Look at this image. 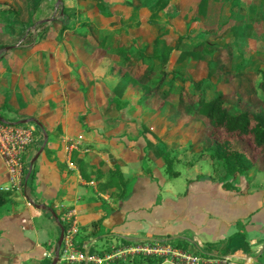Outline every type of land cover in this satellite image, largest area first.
I'll list each match as a JSON object with an SVG mask.
<instances>
[{"label":"crops","instance_id":"0c3cea01","mask_svg":"<svg viewBox=\"0 0 264 264\" xmlns=\"http://www.w3.org/2000/svg\"><path fill=\"white\" fill-rule=\"evenodd\" d=\"M11 1L0 0L7 4ZM51 1L52 9L47 8V0H15L19 6L17 19H10L9 25L0 22V45L8 46L6 50H0V53L7 51L0 59V119L16 124L30 117L35 120L28 122L34 131L31 143L22 154L24 176L29 161L41 149L31 164L25 190L27 179L24 182V177L21 189H11V181L0 157V191L14 194L0 206V264L50 263L59 233L52 213L60 224H67L63 234L73 226L72 248L86 256L101 257L160 239L189 254L224 256L207 252V248L236 236L233 246L240 256L230 257L240 264L256 263L254 257L264 252V180L256 183L249 177L256 163L246 175L239 177L244 184L234 183L233 189H223L213 178L211 168L208 174L196 173L188 178L184 191L162 197L159 184L169 182L178 171L174 170L175 176H166L163 180L159 174L160 169H164L162 160L145 153V140L153 142L152 137L149 134L143 137L139 133L128 135L126 124L134 122L136 117L129 118V122L115 120L111 124L110 114L119 111H111L107 97L118 79L120 59L104 53L95 63L91 58L78 55L70 40L56 41L59 27L52 24L51 19L44 18L45 12L56 10L55 0ZM102 1L110 7L108 17L97 13L86 1L69 0L63 6L74 8V26L79 25L76 20H80V15L82 21H85L84 17L96 18L98 24L92 29V37L95 39L97 32L104 34L112 41H119L125 49L141 41L150 43L156 34L166 29L167 42L172 49L165 68L170 71L179 53L173 48L176 38L170 43V30L175 19L186 24L184 9L172 0L177 15L166 18L160 13L161 22L149 26L144 23L147 12L142 8L132 9L138 0ZM241 2L246 6L252 1ZM220 5L219 2L209 3L208 14L217 16L223 13ZM133 15L138 17L140 24L127 27ZM119 18L125 20V25H121ZM31 21L43 22L44 26L30 24ZM203 23L209 32L216 30L215 23L206 20ZM233 23L236 22L230 20L228 25ZM260 23L253 25L255 31V25ZM107 24L112 26L107 27ZM30 29L37 31L34 40L28 35ZM249 40L255 43L252 50L248 48ZM263 43L248 38L245 54L258 49L262 56L260 46ZM70 44L75 51L71 50ZM227 49L234 51L235 62L234 47ZM172 52L176 55L169 65ZM202 61L206 72V60L191 61L186 65L184 75L190 78L187 70ZM112 74L116 78L104 93L105 79ZM128 93L131 96H127ZM137 94L136 89H127L123 98L130 100V106ZM128 107L120 111L127 112ZM166 108L149 117L151 124H145L143 120L146 113L137 121L153 131L168 147L177 150L174 165L178 163L180 146L182 152L199 159V153L204 151L199 137L190 130L192 124H182L179 128L184 131L179 136L172 135L170 129H174L175 124H172L173 115L168 114L169 106ZM114 165L119 168L123 180L131 181L129 192L121 199H115L118 189L114 182L105 184ZM185 165L188 169L193 167L192 162ZM39 204L50 211L34 206ZM172 236L177 237L167 240ZM94 238L97 239L91 241ZM174 240L184 241L185 247L176 246ZM139 255L114 256L100 263L83 259L63 261L62 264H126ZM161 257L158 264H172L167 257ZM59 262L58 259L55 264Z\"/></svg>","mask_w":264,"mask_h":264},{"label":"trees","instance_id":"16d2710c","mask_svg":"<svg viewBox=\"0 0 264 264\" xmlns=\"http://www.w3.org/2000/svg\"><path fill=\"white\" fill-rule=\"evenodd\" d=\"M47 1V8L52 9L53 2ZM81 1L90 3L104 17L111 15L110 7L102 0ZM171 1L138 0V4L132 9L145 10L147 15L144 23L153 26L161 22L160 13L166 18L177 15L178 11L171 5ZM217 2L221 4L223 13L217 16L208 14V4ZM0 13L17 18L19 6L15 0L8 4L0 2ZM74 14V8L63 6L60 0L56 13L51 18V23L59 27L56 41L70 40L78 55L91 58L95 63L104 53L113 54L120 59L117 64L118 79L107 97L111 111L118 112L128 107L130 100L124 99L123 95L127 89H136L137 97L127 109L132 117L145 114L149 110L160 111L169 106L171 111L168 114L174 116L176 113L185 118V124L199 121L201 128L198 130L199 134H195L199 137L204 151L199 156L206 155L210 159L213 178L221 183L223 189H233L234 181L246 175L247 170L264 155V70L261 53L258 49L247 54L244 51L248 38L256 39L258 44L264 42V30L257 33L253 27L256 23L264 22V0H254L246 6L241 0H198L194 13L187 19L184 32L176 37L173 48L179 53L170 71L165 68L172 49L167 42L166 29L156 34L150 43L141 41L136 46L125 49L119 41H112L111 37L108 39L104 34L97 32L95 39L92 37V29L98 24L96 18L90 20L84 17L85 21H82L80 15V20H76L79 25L74 26ZM130 19L132 22H128L127 27L140 24L137 16L133 15ZM205 20L215 23L216 30L209 32L204 26ZM230 20L236 23L228 25ZM124 21L119 18L121 25H125ZM30 24L44 26L43 22L31 21ZM3 47L4 45H0V50ZM228 47H234L236 51V60L231 70H226L225 50ZM6 52L0 53V59ZM199 60L207 61L205 76L193 82L184 75V71L188 62ZM251 73L260 76L255 82L260 93V105L250 104L236 93L217 89L222 83ZM139 129V135L144 137L149 134L153 139V142L145 140L146 155L162 160L167 178L175 176L173 166L174 153L177 150L168 147L141 122ZM112 182L118 189L115 199L125 197L130 190L131 181L123 180L115 165L105 184L110 185ZM27 183L28 179L25 186L23 185L24 190ZM12 196L13 192L0 191V206ZM97 223L98 221L93 222L91 226ZM61 224L65 231L67 224ZM235 237L231 236L211 247L214 250L222 249L227 257L240 256L231 251L230 246H233ZM158 242L165 244L161 239ZM161 260V256L140 254L126 264H158ZM263 260L264 252L254 257L257 264H264Z\"/></svg>","mask_w":264,"mask_h":264},{"label":"rangeland","instance_id":"374dc122","mask_svg":"<svg viewBox=\"0 0 264 264\" xmlns=\"http://www.w3.org/2000/svg\"><path fill=\"white\" fill-rule=\"evenodd\" d=\"M197 1L198 0H175L176 4L178 3L177 5L181 6V8H183L185 11L184 13H185L186 17L184 20H187V18L192 16V14L195 11V5H196ZM250 1H253V0H245V3H248ZM128 2H130V1H128ZM64 3L68 4L69 0H63V5H64ZM173 6H175V5H173ZM56 9H57V7H56ZM55 13H56V10L54 12L52 10L51 11L49 10L48 12H45L44 18H47V19L52 18V16H54ZM10 19L16 20L17 18L9 16L7 14L3 15L0 13V22L5 21V22H7V25H9ZM172 24L173 25L171 27H173V29L170 30L171 35L169 37V39H171L170 43L172 41H174V39L176 38L177 35H179L180 32L183 33V31L185 30V23H183L179 19H175L172 22ZM110 26H112V24H107V27H110ZM255 28H256V31L258 33L261 32L264 29V22H261L260 24L255 25ZM23 32L25 34V31H23ZM28 35L30 37L33 36V40H34L37 37V31H35V29H30V30H28ZM70 47H71L72 51H75L71 44H70ZM248 48L251 50L255 48L254 41H252V40L248 41ZM260 49H261V52L263 54L261 56V61H262L263 70H264V43L260 46ZM225 53H226V60H227L226 70H230L232 63L234 62L235 53L233 50L230 51L228 49L225 50ZM175 55H176L175 52H172L170 54L169 65L171 64V61L173 60ZM109 63H112V61H110ZM97 69L98 68H96L95 70H97ZM204 73H205V63L203 61L193 65L190 68V70H187V74L190 75V78L193 82L199 80L200 78H203ZM115 78H116V76L114 74H112L110 76V78L105 79L106 89H105L104 93H106L107 90H109V88L113 84ZM259 78H260L259 75H255L253 73L245 74L240 79L237 78L235 80L222 83V84L218 85L217 88H218V90L230 91L232 93H236V94L240 95L243 100H246L250 104L257 106V105H260V93L255 86V82L257 80H259ZM127 96H131V93H128ZM167 109H168V107L166 108V110ZM172 110H174V109H172ZM154 113H156V111H154V110H149L148 112H146V114H145L146 117L143 119L145 124H151V119L149 117L153 116ZM110 117H111V124H113V122H115V120L116 121H127V122H129V118H131L132 116L129 115L125 111H119L118 113L110 114ZM139 117H140V115L136 116V119H134V122H132V121L129 123L126 122L127 123L126 129L128 130L127 132H128L129 136H134V135L138 134V132H139L138 125L140 122L137 121L138 120L137 118H139ZM177 117H179L178 114L174 113L172 124H175V125L173 126L174 129H170V133L172 135L176 134V136H179L184 131L182 128L181 129L179 128L182 124L187 125V126L192 124L193 128L190 129V130H192L191 132L193 134L198 133V130L201 128V123L199 121H192L189 124L188 123L185 124L183 121L185 118L179 117V120L177 121V119H178ZM22 125H28V123L22 124ZM186 128H188V127H186ZM196 129H197V132H196ZM174 130H175V132H174ZM178 148H180L181 153L179 154V158L177 160L178 161L177 165L175 164L173 166V170H177L178 175L175 176L174 178H172L167 183H164V181H162L161 184H159V187H158L159 193L161 194L162 197H166V196L170 197L171 195H173L177 191H184L187 188V186H186L187 184H185V182L187 181L188 178L193 177L194 174H196V173L208 174L210 172V169L212 168L210 166L211 161L207 156L204 155V156L200 157L199 159H197V157L195 155H191L188 152L187 153L182 152V150H183L182 146H180ZM188 162H192V165H193V167L190 169H188L187 166L185 165ZM191 172H193V173H191ZM159 174L163 178V180L167 176L164 169H163V171H162V169H160ZM249 174H250L249 177L251 178L250 179L251 181L258 183L262 179L264 180V155H261L260 158L256 161V164L251 169ZM234 182H235V184L237 183L238 185L244 184V181L242 179H239V178L237 180H235ZM174 242H176V246H178V247L179 246L185 247L184 241H182V240L181 241L180 240H174ZM230 247H231V251L234 254H236L234 246H230ZM104 248H106V247H104ZM207 252L224 255V251L220 248H219V250H214V249H212V247H208ZM52 256H51V258H52ZM135 257H137V256H135ZM163 264H165V263H163Z\"/></svg>","mask_w":264,"mask_h":264},{"label":"built area","instance_id":"2783aa9c","mask_svg":"<svg viewBox=\"0 0 264 264\" xmlns=\"http://www.w3.org/2000/svg\"><path fill=\"white\" fill-rule=\"evenodd\" d=\"M34 128L31 125H22L12 122L0 121V157L3 161L9 179L11 189H21L24 177L22 154L31 143ZM73 226L63 234L61 248L58 252V258L62 264L63 261H74L87 259L94 263H100L114 256L124 257L134 254H151L167 257L172 264H240L233 257L227 256H202L199 254H189L178 248H173L167 244L158 241L149 242L142 245H134L113 254L104 256H86L82 252L75 251L72 248Z\"/></svg>","mask_w":264,"mask_h":264},{"label":"water","instance_id":"95a60500","mask_svg":"<svg viewBox=\"0 0 264 264\" xmlns=\"http://www.w3.org/2000/svg\"><path fill=\"white\" fill-rule=\"evenodd\" d=\"M60 3V0H55V4H54V10L56 9V7L59 5ZM51 19V18H48V20ZM47 20V19H46ZM8 48L7 47H3V50H6ZM1 122H4V120L0 119ZM28 122H35L34 118L30 117V118H27V119H23V120H20L17 122V124H25V123H28ZM45 136V135H44ZM41 150V149H40ZM40 150L37 152V154L40 152ZM37 154H35L31 160L29 161V165H28V169H27V173L26 175L24 176V182L26 181L29 173H30V168H31V164L32 162L35 160ZM36 208H40V209H46L48 211H50V208L42 205V204H39V205H34ZM52 216L53 218L55 219L57 225L59 226V233H58V237H57V240H56V244H55V247H54V250H53V256H52V259L50 261L49 264H55L56 261H57V258H58V252H59V246L61 244V240H62V237H63V227L62 225L60 224V222L58 221V219L56 218V216L52 213ZM101 236L97 237V238H100ZM174 237H177V236H172V237H169L167 238V240H171L173 239ZM97 238H94L93 240L91 241H94L96 240ZM241 258H244L241 256ZM253 264H257V263H253Z\"/></svg>","mask_w":264,"mask_h":264}]
</instances>
